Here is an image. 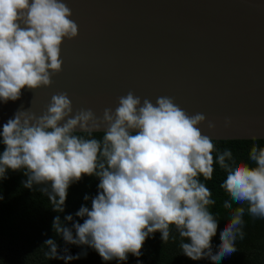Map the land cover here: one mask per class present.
<instances>
[{"label":"clouds","instance_id":"clouds-1","mask_svg":"<svg viewBox=\"0 0 264 264\" xmlns=\"http://www.w3.org/2000/svg\"><path fill=\"white\" fill-rule=\"evenodd\" d=\"M72 16L66 0H0V102L19 100L24 89L51 86L62 71V44L78 36ZM205 122L204 114H189L170 96L153 103L129 91L117 98L114 110L105 108L97 117L90 108L74 112L68 93L57 92L42 115L21 109L3 124L0 179L8 170L25 169L24 187L46 185L40 191L62 213L70 185L83 176L97 177L91 208L81 205L75 213L83 223L71 214L63 221L58 215L53 229L66 244L87 246L105 262L140 257L152 234L169 239L170 226L179 232L188 258L219 262L237 251L245 210L237 208L220 229L213 251L219 221L209 211L212 192L199 177L211 180L218 163L226 173L221 187L232 201L246 202L252 216L264 218V147L254 144L250 150L255 167L237 162L229 149L214 158L216 138L201 131ZM230 124L226 119L225 127ZM207 127L215 124L207 121ZM94 132H103L102 138ZM89 199L86 194L84 200ZM224 206L232 207L229 201ZM45 243L47 255L65 264L87 254L73 256L54 239Z\"/></svg>","mask_w":264,"mask_h":264},{"label":"water","instance_id":"water-1","mask_svg":"<svg viewBox=\"0 0 264 264\" xmlns=\"http://www.w3.org/2000/svg\"><path fill=\"white\" fill-rule=\"evenodd\" d=\"M66 2L78 36L61 46L62 71L50 87L0 102V128L17 110L42 115L57 92L74 112L102 117L132 91L204 114L201 131L214 141L264 143V0Z\"/></svg>","mask_w":264,"mask_h":264},{"label":"trees","instance_id":"trees-1","mask_svg":"<svg viewBox=\"0 0 264 264\" xmlns=\"http://www.w3.org/2000/svg\"><path fill=\"white\" fill-rule=\"evenodd\" d=\"M2 130V128H0ZM77 135H86L77 133ZM95 138H102L103 133H93ZM217 151L213 153L214 158L225 149L233 153L237 162L248 163L255 167V163L249 160V153L255 144L264 147V143H249L236 141H214ZM4 145L0 143V153ZM25 169L19 171L8 170L5 179H0V264H65L64 260L53 259L47 253L49 246L45 243L48 239H54L59 248L69 249L73 256L81 252L86 255L79 259L69 261L68 264H264V218L254 217L248 212V204H237L232 201L230 195L221 187L226 179L225 170L218 163L214 164V173L211 180L199 179L212 192L211 199L215 201L209 206L219 221L216 236L212 239L213 251L219 242L220 229L230 222L237 208L243 207L242 216L243 238L237 237L233 254L222 258L219 262L203 258L193 261L188 258L180 247L182 238L175 226H170V236L163 241L161 234L156 232L146 239L142 255L135 257L129 254L127 261L116 260L105 262L99 254L87 246H76L66 244L60 234L53 229V221L56 216L64 220L66 215H73V219L83 223L84 218L76 217L75 213L81 205L91 208V198L98 193L99 179L95 176H83V178L70 185L64 212L55 211V206L48 195L40 189L46 185H34L32 189L24 187ZM88 195L90 199L84 200ZM229 201L231 208H226L224 202ZM71 227V222H66ZM184 242H188L184 239Z\"/></svg>","mask_w":264,"mask_h":264}]
</instances>
